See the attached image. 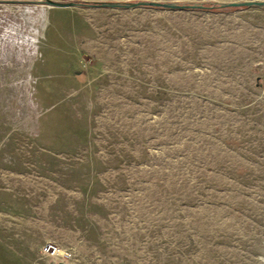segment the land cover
Instances as JSON below:
<instances>
[{
  "label": "rangeland",
  "instance_id": "obj_1",
  "mask_svg": "<svg viewBox=\"0 0 264 264\" xmlns=\"http://www.w3.org/2000/svg\"><path fill=\"white\" fill-rule=\"evenodd\" d=\"M49 1L264 0H0V264H264V8Z\"/></svg>",
  "mask_w": 264,
  "mask_h": 264
},
{
  "label": "water",
  "instance_id": "obj_2",
  "mask_svg": "<svg viewBox=\"0 0 264 264\" xmlns=\"http://www.w3.org/2000/svg\"><path fill=\"white\" fill-rule=\"evenodd\" d=\"M50 5L56 8H71L77 6L74 2L61 3V2H48ZM226 7L230 8H264V1H246V2H235L224 4ZM102 7H111V8H138V7H154L160 9L168 10H185L183 7H179L175 3H159V2H138V3H103Z\"/></svg>",
  "mask_w": 264,
  "mask_h": 264
},
{
  "label": "trees",
  "instance_id": "obj_3",
  "mask_svg": "<svg viewBox=\"0 0 264 264\" xmlns=\"http://www.w3.org/2000/svg\"><path fill=\"white\" fill-rule=\"evenodd\" d=\"M74 4L80 7H102L103 3L75 1ZM177 5L179 7H183L185 10H206V11H214V12L238 9V8L226 7L224 4H219V3H192V4H177Z\"/></svg>",
  "mask_w": 264,
  "mask_h": 264
},
{
  "label": "built area",
  "instance_id": "obj_4",
  "mask_svg": "<svg viewBox=\"0 0 264 264\" xmlns=\"http://www.w3.org/2000/svg\"><path fill=\"white\" fill-rule=\"evenodd\" d=\"M47 252L54 257H62L65 261L71 259L72 255L70 253L62 254L56 246L50 245L47 247Z\"/></svg>",
  "mask_w": 264,
  "mask_h": 264
}]
</instances>
